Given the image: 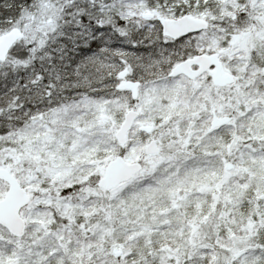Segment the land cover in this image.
Returning <instances> with one entry per match:
<instances>
[{
  "label": "snow or ice",
  "instance_id": "1",
  "mask_svg": "<svg viewBox=\"0 0 264 264\" xmlns=\"http://www.w3.org/2000/svg\"><path fill=\"white\" fill-rule=\"evenodd\" d=\"M0 264H264V0H0Z\"/></svg>",
  "mask_w": 264,
  "mask_h": 264
}]
</instances>
